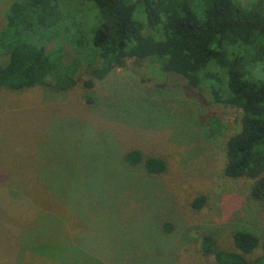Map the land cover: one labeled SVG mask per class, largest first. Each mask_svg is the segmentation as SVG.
Masks as SVG:
<instances>
[{
    "label": "rangeland",
    "instance_id": "1",
    "mask_svg": "<svg viewBox=\"0 0 264 264\" xmlns=\"http://www.w3.org/2000/svg\"><path fill=\"white\" fill-rule=\"evenodd\" d=\"M58 2L88 33L91 5ZM11 3L0 0V30ZM72 55L65 50L66 62ZM86 66L67 91L0 87V264H216L204 238L222 251L235 250V230L264 239V199L251 196L252 181L224 175L240 109L162 76L160 61L127 60L92 89ZM132 149L164 159L166 171L129 167Z\"/></svg>",
    "mask_w": 264,
    "mask_h": 264
},
{
    "label": "trees",
    "instance_id": "2",
    "mask_svg": "<svg viewBox=\"0 0 264 264\" xmlns=\"http://www.w3.org/2000/svg\"><path fill=\"white\" fill-rule=\"evenodd\" d=\"M79 1L96 12L88 33L58 0H12L0 30V87L67 91L87 65L83 84L92 89L127 60L160 61L162 76L180 75L189 89L207 90L213 103L242 111L240 130L226 142L224 175L252 181L251 196L264 199V80H256L264 79V0L247 5L242 0ZM235 45L243 47L240 53L230 52ZM66 49L73 54L67 62ZM213 65L223 77L208 70ZM123 161L150 176L167 169L164 159L143 157L137 149L125 153ZM204 203L198 196L192 205L199 209ZM232 242L235 250L222 251L206 237L202 251L216 264H264V239L240 229ZM259 249L262 254L254 260L245 258Z\"/></svg>",
    "mask_w": 264,
    "mask_h": 264
}]
</instances>
